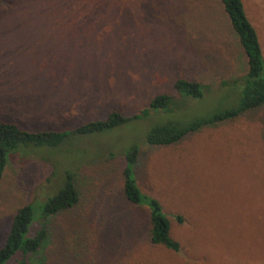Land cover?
I'll return each mask as SVG.
<instances>
[{
  "label": "rangeland",
  "instance_id": "obj_1",
  "mask_svg": "<svg viewBox=\"0 0 264 264\" xmlns=\"http://www.w3.org/2000/svg\"><path fill=\"white\" fill-rule=\"evenodd\" d=\"M243 2L264 51V0ZM247 70L220 0H0V120L23 130L67 132L114 111L132 116L174 94L179 78L218 88ZM227 94L191 102L182 116L229 106ZM147 130L134 122L11 156L0 180V248L17 210L44 201L71 169L80 203L50 219L36 264H264V109L171 147L147 146ZM134 143L141 189L183 217L172 220L178 253L149 249L146 214L122 197L123 158L99 157ZM114 228L111 261L87 231L99 244L100 229Z\"/></svg>",
  "mask_w": 264,
  "mask_h": 264
},
{
  "label": "trees",
  "instance_id": "obj_2",
  "mask_svg": "<svg viewBox=\"0 0 264 264\" xmlns=\"http://www.w3.org/2000/svg\"><path fill=\"white\" fill-rule=\"evenodd\" d=\"M220 2L248 60V70L243 75L223 81L218 88L207 83L179 78L174 84V94L162 93L155 96L147 107L132 116H124L114 111L104 120H92L67 132H31L21 129L14 123L0 120V180L4 177L9 158L27 150L61 149L76 138L107 134L134 122L148 124L144 140L147 146L171 147L191 134L225 123L240 122L251 113L264 109V51L259 35L247 17L243 0ZM221 90L228 92L226 98L232 100V104L189 120L182 116V110L188 104L204 101ZM140 152L141 146L134 143L124 152L111 150L99 157L107 161L123 158L122 197L135 211L146 214L145 230L149 249H166L178 253L182 247L180 241L173 236L172 220L183 223V217L179 214L170 215L160 199L141 189L135 175ZM62 176L63 184L54 189L52 194L47 195L44 201L36 200L17 210L5 243L0 248V264H36L34 262L37 259L34 256L42 251L48 239L50 219L77 208L81 197L75 182V173L68 169ZM117 230L114 228L110 233L108 229H100L99 244L98 233H94V237L87 231L89 245L92 243L96 245L95 247L102 245L106 249V258L114 257L116 254L112 253V250L118 247L120 236ZM94 254L96 256L97 251H94Z\"/></svg>",
  "mask_w": 264,
  "mask_h": 264
}]
</instances>
